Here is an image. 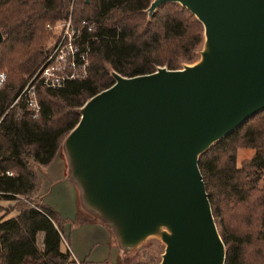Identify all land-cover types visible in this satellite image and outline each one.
Masks as SVG:
<instances>
[{
    "label": "water",
    "instance_id": "obj_1",
    "mask_svg": "<svg viewBox=\"0 0 264 264\" xmlns=\"http://www.w3.org/2000/svg\"><path fill=\"white\" fill-rule=\"evenodd\" d=\"M166 2L201 23L198 60L112 71L62 140L66 174L121 252L152 236L163 244L158 264H223L197 160L264 109V0H152L147 15Z\"/></svg>",
    "mask_w": 264,
    "mask_h": 264
},
{
    "label": "trees",
    "instance_id": "obj_2",
    "mask_svg": "<svg viewBox=\"0 0 264 264\" xmlns=\"http://www.w3.org/2000/svg\"><path fill=\"white\" fill-rule=\"evenodd\" d=\"M151 1L0 0V71L5 73L0 85V201L16 206L14 215L0 214V264L71 262L69 250L60 248L61 218L41 202L29 205L20 198L38 193L39 170L61 153L62 140L77 123L83 103L113 83L110 73L132 77L198 60L201 23L174 2L161 4L148 16ZM68 15L75 26L93 24L84 35L89 48L85 76L55 89L36 85L35 117L22 102L9 108L44 58L46 27ZM238 149L252 153L238 160ZM197 167L225 250L223 264H264V109L212 143L199 155ZM134 250L131 255L120 252L118 263L160 261L157 243Z\"/></svg>",
    "mask_w": 264,
    "mask_h": 264
},
{
    "label": "crops",
    "instance_id": "obj_3",
    "mask_svg": "<svg viewBox=\"0 0 264 264\" xmlns=\"http://www.w3.org/2000/svg\"><path fill=\"white\" fill-rule=\"evenodd\" d=\"M64 156L58 154L50 163L42 168L41 185L45 186L44 192L38 190L39 200L51 208L63 221L62 231L66 238V247L73 255L71 264L76 261L81 264H107L115 259L114 264H119L117 259L121 252L112 238L111 231L93 216L83 212L77 203V192L73 183L66 174ZM41 186V187H42ZM80 213V221L75 218ZM74 227H70L71 224ZM102 249L92 255L95 248ZM61 248V247H60ZM63 250V249H61ZM111 256V257H110Z\"/></svg>",
    "mask_w": 264,
    "mask_h": 264
},
{
    "label": "built area",
    "instance_id": "obj_4",
    "mask_svg": "<svg viewBox=\"0 0 264 264\" xmlns=\"http://www.w3.org/2000/svg\"><path fill=\"white\" fill-rule=\"evenodd\" d=\"M92 28L93 24L86 21L73 25L70 15L61 22L48 25L47 30H58L57 37L33 75L13 98L9 108L22 102L29 115L35 117L39 112L36 85L55 89L68 81L82 79L86 74L89 53L84 35L85 32H91ZM4 80L5 73L0 71V85Z\"/></svg>",
    "mask_w": 264,
    "mask_h": 264
},
{
    "label": "rangeland",
    "instance_id": "obj_5",
    "mask_svg": "<svg viewBox=\"0 0 264 264\" xmlns=\"http://www.w3.org/2000/svg\"><path fill=\"white\" fill-rule=\"evenodd\" d=\"M71 18V17H70ZM54 24H56V23H54ZM54 24H52V25H54ZM74 25V24H73ZM58 31V30H57ZM57 31L55 30V29H53L52 31H49V30H45V32L48 34V36H47V40H46V43H45V47L47 48V50H46V52H45V54L47 53V51L50 49V47H51V45L53 44V42H54V40H55V38L57 37ZM45 54H44V56H45ZM42 62V61H41ZM30 79V77L27 79V81ZM26 81V82H27ZM26 84V83H25ZM24 84V85H25ZM23 85V86H24ZM251 153H252V150L251 149H238L237 150V155H236V157H237V159L238 160H240V159H242V158H246V157H249L250 155H251ZM58 156H60V157H63V153H62V151H61V153L59 152L58 153ZM65 168H67L66 167V163H65ZM66 170V169H65ZM7 173H10V175L12 174V172H10V171H8ZM6 173V174H7ZM40 173H42V169H40L39 170V172H38V175H39V177H40ZM43 174V173H42ZM42 174H41V177L40 178H42ZM70 180V179H69ZM71 181V180H70ZM72 182V181H71ZM261 183H264V179L262 180V182ZM73 185L75 186V190H76V192H77V203H78V206H79V208L83 211V212H86V210L83 208V206L81 205V203H80V199H79V192H78V189H77V187H76V185L73 183ZM42 185L40 184V193H42V191L44 192V190H45V186H42ZM20 201L21 202H26V204H29V205H33V204H36V205H38L39 204V196H38V194H36V195H34V196H32V197H28L27 198V200H24L23 198H20ZM0 207H1V210H0V214H2V215H4V213H5V215H4V217H8V216H12V215H14L15 214V209H16V206H14V202L13 201H0ZM87 213V212H86ZM88 214V213H87ZM90 215V214H89ZM69 224H71L70 222H68V225ZM103 224V223H102ZM70 227H74L72 224H71V226ZM62 237H64V235H63V231H62ZM40 238H41V234L39 233L38 234V236H37V241H36V244H37V246H38V244H39V240H40ZM65 238V237H64ZM112 238H113V240H114V237H113V235H112ZM66 239V238H65ZM65 242L66 241H62L61 242V244H60V247H61V249H63V250H65V249H67L66 248V244H65ZM114 242H115V240H114ZM148 244V243H157V244H159V247L161 248V250H163V244L160 242V240L158 239V238H156V237H148L147 239H145L137 248H135V250H134V252L136 253V252H138L141 248H143V246L145 245V244ZM118 248V247H117ZM102 248L99 246L98 248H95L94 250H93V252H92V255H96L98 252H100V250H101ZM133 252V253H134ZM123 253V252H122ZM130 253V255L132 254V252H129ZM129 255V256H130ZM111 257V256H110ZM70 259L71 260H73V255L70 253ZM111 261V264H114V261H115V259L113 258V260H110ZM82 262H78V261H76L75 263H72V264H81ZM110 262L108 261L107 262V264H109ZM68 264H71V262H69ZM103 264H105V263H103Z\"/></svg>",
    "mask_w": 264,
    "mask_h": 264
}]
</instances>
